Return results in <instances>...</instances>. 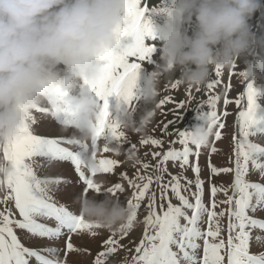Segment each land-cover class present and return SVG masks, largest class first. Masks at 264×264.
<instances>
[{
  "label": "snow or ice",
  "instance_id": "6c2138e0",
  "mask_svg": "<svg viewBox=\"0 0 264 264\" xmlns=\"http://www.w3.org/2000/svg\"><path fill=\"white\" fill-rule=\"evenodd\" d=\"M136 5L131 28L120 33L121 38L130 41L133 50L128 58L120 61L106 56L109 74L99 87L90 89L102 103L101 118L91 142L94 156L101 140L104 141L103 153L118 149L120 154L121 148L128 143L126 133L110 117L113 106L127 109L139 100L138 82L144 67L139 62H132L131 58L154 63L152 55L157 49L146 43L157 39L152 19L146 15L150 9L142 6L141 0H136ZM151 13L156 14L157 10L153 8ZM219 74L220 69H217ZM241 75L248 77L246 72ZM213 87L214 83L208 85L210 89ZM261 94L252 83L247 85V103L236 118L239 135L233 137L234 167H217L209 160L211 176L221 173L234 176L227 185L223 181L219 186L211 184L210 202L204 200L206 181L202 179L203 169L199 163L193 165L190 160V157L199 160L203 154L200 151L202 146L195 145L193 151L186 131L173 133L169 125L174 122L164 124V135L177 137L168 142L166 151L163 150V139L139 141L161 149L152 153L158 162L143 165L145 171L151 167V174L137 172L135 179H128L134 189L132 198L127 200L133 214L119 237L112 233L113 238L104 239L106 251L99 252L95 264H107L118 251V246L123 248L122 241L133 229L138 210L145 201L147 215L143 221V238L134 249L131 264H264V216L257 215L258 212L264 213V141L252 139L264 135V106L258 103ZM217 100L218 96L210 97L208 103L212 110L202 112L200 117L212 116L216 127L225 129L226 124L220 122L221 117L216 111ZM65 103L69 100L66 99ZM236 103L239 105L240 101ZM37 113L30 116L20 137L2 146L7 163L0 168V184L6 185V190L0 191L3 193L0 196V264H69L67 252L78 251L71 242L72 234L101 228L99 224L86 221L80 213L76 214L78 202L82 196L87 197L90 190L100 193L101 184L93 178L98 173H113L118 163L115 159L100 158L99 172L85 167L81 154L89 149V144L74 138H48L47 135L58 131L57 120L64 126L75 124L72 114L67 109L60 113L52 107H41ZM227 115L224 112V116ZM39 130H43V134ZM221 139V132L216 131L215 140ZM176 144L182 148L178 150ZM136 149L137 145L131 144L128 157ZM210 151L217 153V148L212 147ZM38 158H46L42 161L43 168ZM68 161L74 168L61 165V162ZM169 161L178 165L181 174L173 175L164 167ZM54 165H60L56 174L62 180L42 178L38 174L46 176ZM189 169L194 172V178L183 174ZM253 171L258 174L257 181L250 179ZM123 179H127L126 174H118L114 186L107 188V192L117 199L118 193L124 191L119 182ZM65 238L68 240L66 249L55 246ZM254 244L260 249L258 252L252 251ZM73 264H79V261H73ZM125 264H128L127 260Z\"/></svg>",
  "mask_w": 264,
  "mask_h": 264
},
{
  "label": "clouds",
  "instance_id": "9594fccd",
  "mask_svg": "<svg viewBox=\"0 0 264 264\" xmlns=\"http://www.w3.org/2000/svg\"><path fill=\"white\" fill-rule=\"evenodd\" d=\"M136 7V0H0V152L23 134L37 109H67L76 121L67 126L74 129V139L89 144L82 164L100 171L101 146L94 156L91 142L102 103L90 89L109 74L106 56L120 61L133 50L120 33L131 28ZM257 12L264 14V0H166L157 15L165 23L151 18L160 41L159 59L141 72L137 103L127 109L113 106L110 120L125 133L145 132L162 78H174L177 72L183 85L198 89L213 70L230 68L247 55L255 58V63L246 61L245 69L254 83L255 69L264 66L257 51H264V35L257 36L250 24ZM256 90L264 94V85ZM197 121L186 130L187 139L203 146L216 122L212 116H198ZM113 153L119 155V150ZM129 159L138 162L135 153ZM6 163L0 156V168ZM4 190L6 185L0 184ZM79 204L85 220L109 232L121 231L133 214L107 196H82Z\"/></svg>",
  "mask_w": 264,
  "mask_h": 264
},
{
  "label": "rangeland",
  "instance_id": "374dc122",
  "mask_svg": "<svg viewBox=\"0 0 264 264\" xmlns=\"http://www.w3.org/2000/svg\"><path fill=\"white\" fill-rule=\"evenodd\" d=\"M165 4L166 0H141V5L147 6L150 9L149 13H146V15L151 18L156 16L155 20L158 24L165 23V17L157 16L163 11ZM153 8L157 10L156 14L151 13V9ZM250 24L252 25L253 31L257 35V25H264V14L257 12L251 19ZM146 43L149 46L156 47L157 51L152 55V59L154 61L158 60L160 54V41L158 39L155 41L147 40ZM257 51L260 52L261 56H264V51L259 48H257ZM131 61L141 63L145 70H150L153 67V64H148L147 61H137L136 58H131ZM246 61H253L255 63V58L247 55L242 56L234 66L220 69L219 75H217V70H213L206 84L198 89L188 88L183 85L178 78L179 72H177L176 76L171 79L163 77L160 84L158 105L154 108L155 114L147 126V130L141 133H126L128 143L121 148L119 155H116L113 152L100 155V158L115 159L118 163L115 166L113 173H110L111 175H108V173H98L97 176L93 178L101 184V192L95 193L91 190L89 191L87 197L94 196L96 199H104L107 196L128 206L127 200L131 199L134 193V189L129 185L128 179H135L137 172H140L143 175L151 174V167L145 171L143 165L145 163L149 165H156L158 161L156 158H153L152 153L155 151H161V149L155 145H143L140 144L139 141L143 139H163V150L166 151L169 147L168 142L170 140L177 139V137L175 135L165 136L163 133V125L167 124L168 121H173L174 123L169 125V130L173 133L176 131H186L190 129L198 122L197 117L200 116L202 112H210L212 110L208 100L213 96L219 97V100L216 101V111L221 117L220 122L226 124V128L219 129L218 127H215L214 134L210 138L209 142L206 145H203L200 149L203 154L200 156L199 160L197 161L194 157H190V160L193 165L199 163L203 169L202 179H205L206 181L204 200H206L208 192L210 193L211 184L214 183L219 186L221 181H223L225 185L229 184L234 179V176L227 173H221L219 176H211L209 170V160L212 165L217 167H234L233 160L235 140L233 137H237L239 135V125L236 118L239 110L247 103V85L252 83L256 88L264 85V66L257 67L255 69L254 83L250 77L245 78L241 75L245 72L247 67ZM210 83H214V87L211 89L208 88ZM173 85H176V87H173ZM237 100L240 101L239 105L236 103ZM161 101H165V103L161 104ZM133 103L135 105L137 101H134ZM258 103L261 104V106H264V94H261L258 97ZM224 112L228 113L226 117L224 116ZM33 114L38 115L37 110ZM56 124L59 126L58 131L56 133H48V138H74L73 128L60 125L58 120L56 121ZM39 131L43 134V130ZM216 131L221 132L222 139L220 141L215 140ZM225 132L227 133V136H225ZM252 139L255 142H262L264 141V135H258L256 137H252ZM101 142L104 144L103 140H101ZM230 143L232 145L231 148ZM131 144L137 145L135 154L138 157V162H133L128 157V148ZM175 147L178 150L182 148L179 144H176ZM189 147L192 148L193 151L196 150L195 146L192 144H189ZM212 147L217 148V153H211L210 149ZM2 155L3 153L0 152V156ZM38 159L41 161V168H43L44 165L42 161L46 158ZM59 166L60 165H54V167L48 171L46 176L42 173L38 174L41 175L42 178L58 179L60 177L57 176L56 173ZM64 166L67 167V164H64ZM164 167H167L169 172L173 175L181 174V170L178 165H174L171 161L167 162ZM118 174H126L127 176V179L119 181L124 188L123 192L118 193L119 199L107 192V188L114 186V183L117 182ZM183 174H185L188 178H194L195 175L191 169L187 170L186 173ZM258 178L257 173L254 171L250 172V179L252 181H257ZM2 195L3 193H0V196ZM60 199L63 200L64 197H60ZM173 202L176 203L175 200H173ZM157 205H159V193ZM146 215L147 211L145 201L142 202L141 208L138 210L137 218L141 224L138 226V220L134 222L133 229L130 230L129 235L123 240L124 243L122 242L123 248L120 249L118 246V251L111 257L112 259H108L107 264H125V260L128 261V264L131 263V258L135 254L134 249L139 243V240L143 238V221ZM257 215L264 216V213L258 212ZM93 232L96 233L95 236L92 235ZM111 233H115L118 237L120 236V231L109 232L102 228H93L91 231H81L79 233L72 234L71 242L73 243L74 249H77L78 251L70 252L71 255L68 257L69 264H73V261H79V264H95V258L99 252L106 251L103 241L107 238V235ZM18 234L23 235V233L19 232ZM64 240L65 239L59 240L55 246L60 247L62 250L65 249Z\"/></svg>",
  "mask_w": 264,
  "mask_h": 264
}]
</instances>
